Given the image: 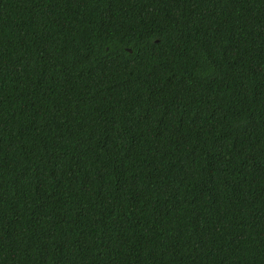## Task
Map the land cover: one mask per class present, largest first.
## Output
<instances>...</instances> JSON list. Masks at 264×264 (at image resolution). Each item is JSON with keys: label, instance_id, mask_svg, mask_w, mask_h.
I'll return each mask as SVG.
<instances>
[{"label": "trees", "instance_id": "1", "mask_svg": "<svg viewBox=\"0 0 264 264\" xmlns=\"http://www.w3.org/2000/svg\"><path fill=\"white\" fill-rule=\"evenodd\" d=\"M0 264H264V0H0Z\"/></svg>", "mask_w": 264, "mask_h": 264}]
</instances>
